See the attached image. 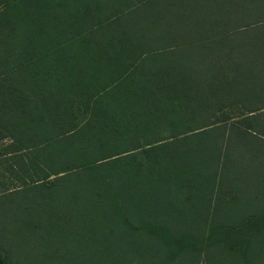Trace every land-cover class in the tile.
Masks as SVG:
<instances>
[{
    "label": "trees",
    "instance_id": "16d2710c",
    "mask_svg": "<svg viewBox=\"0 0 264 264\" xmlns=\"http://www.w3.org/2000/svg\"><path fill=\"white\" fill-rule=\"evenodd\" d=\"M3 264H264V0H0Z\"/></svg>",
    "mask_w": 264,
    "mask_h": 264
},
{
    "label": "rangeland",
    "instance_id": "374dc122",
    "mask_svg": "<svg viewBox=\"0 0 264 264\" xmlns=\"http://www.w3.org/2000/svg\"><path fill=\"white\" fill-rule=\"evenodd\" d=\"M4 166H2L0 164V175L5 174L4 173ZM5 175H3L1 178H0V193L4 190L5 187H7L8 185H11V180L8 178L6 179ZM4 246H6V244H2V242L0 241V264H3V258H4Z\"/></svg>",
    "mask_w": 264,
    "mask_h": 264
}]
</instances>
